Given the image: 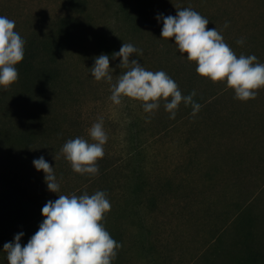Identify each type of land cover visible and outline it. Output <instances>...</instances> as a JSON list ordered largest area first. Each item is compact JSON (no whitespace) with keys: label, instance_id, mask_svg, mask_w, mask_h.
<instances>
[{"label":"rangeland","instance_id":"1","mask_svg":"<svg viewBox=\"0 0 264 264\" xmlns=\"http://www.w3.org/2000/svg\"><path fill=\"white\" fill-rule=\"evenodd\" d=\"M142 1L148 16L137 23L118 14L124 5L134 9ZM184 8L205 17L207 27H215L237 56L255 55L264 63V0H0V16L15 21L14 31L25 45L44 39L61 18L78 16L91 24L84 37L89 42L81 39L80 49L66 44L58 59L66 84L50 110L60 128L27 150L12 148L13 164L1 159L0 145V162L6 166L0 171L14 170L17 190L39 211L58 195L104 191L111 209L102 223L121 245L112 264H234L231 255L203 252L219 235L224 247L230 246L235 230L229 223L244 205L257 219L254 229L264 231V88L255 99L240 101L226 81L199 76L196 63L179 52L174 39L160 35L163 20L157 17L175 16ZM102 36L106 47L100 44ZM123 43L142 51L130 61L164 71L183 96L195 92L199 111L193 115L192 105L182 101L173 119L163 100L151 113L127 97L114 104L111 86L126 69L112 54ZM101 54L109 56L111 82L91 75ZM14 88L15 83L0 86L4 104H12ZM255 104L260 109H253ZM101 119L108 140L97 161L98 174L76 173L61 148L77 137L92 142L88 130ZM41 156L53 167L58 193L48 190L45 173L34 167ZM0 264H5L2 253Z\"/></svg>","mask_w":264,"mask_h":264},{"label":"clouds","instance_id":"2","mask_svg":"<svg viewBox=\"0 0 264 264\" xmlns=\"http://www.w3.org/2000/svg\"><path fill=\"white\" fill-rule=\"evenodd\" d=\"M157 19L163 20L161 38L174 39L179 52L196 63L199 76L214 83L226 81L240 101L255 99L256 91L264 88V63L256 62L255 55L237 56L215 27H207L209 21L198 12L190 8L176 9L175 16ZM14 28L15 21L0 16V86L5 88L17 81L19 73L15 65L23 61L25 54V41ZM134 53L142 55L131 43H123L120 50L112 54L113 59L121 58L118 67L126 69L111 86L110 100L114 104L119 105L121 98L127 97L140 101L143 110L151 113L163 100L165 110L173 119L182 101L192 105L193 115L199 111L200 105L193 101L195 92L183 96L178 84L164 71H149L137 60L130 61ZM110 69L109 56L101 54L95 58L91 75L96 81L111 82ZM88 135L92 142L80 137L69 139L61 153L74 172L95 175L99 171L97 161L104 157L108 140L102 119L91 126ZM33 164L45 173L48 190L58 193L60 185L53 167L43 156ZM110 209L104 191L92 195H58V199L49 200L43 206L44 219L26 245L20 243L23 232L17 234L13 242L4 244L8 264H112L121 245L102 223Z\"/></svg>","mask_w":264,"mask_h":264},{"label":"trees","instance_id":"3","mask_svg":"<svg viewBox=\"0 0 264 264\" xmlns=\"http://www.w3.org/2000/svg\"><path fill=\"white\" fill-rule=\"evenodd\" d=\"M118 14L131 17L136 23L138 18L148 16L143 1L134 9L124 5ZM90 25L78 16L61 18L54 22L48 36L32 39L25 45L24 59L15 65L19 77L10 94L12 104H4L5 98L0 96V145L4 147L1 159L7 164L16 160V152L12 148L18 146L27 150L40 137H49L51 129L60 128L55 118L57 115L50 110L66 84L58 59L64 53L66 44L80 49L81 39L89 42L84 37ZM99 39L100 44L106 47V39ZM3 161L0 167H6ZM12 164L8 166L11 169ZM12 171H0V255L3 254L5 264L8 261L3 251L4 244L13 242L15 236L23 232L20 243L26 245L44 219L35 201L17 190L20 182ZM249 209V205H244L230 221L229 226L235 230L230 246L225 248L219 235L203 256L211 254L220 257L226 254L231 255L234 264H264V231L260 234L254 229L257 219L251 216Z\"/></svg>","mask_w":264,"mask_h":264},{"label":"crops","instance_id":"4","mask_svg":"<svg viewBox=\"0 0 264 264\" xmlns=\"http://www.w3.org/2000/svg\"><path fill=\"white\" fill-rule=\"evenodd\" d=\"M253 109L257 110V109H260V108L257 106V104H255V106L253 107ZM261 109H263V110H264V105L262 106V108H261Z\"/></svg>","mask_w":264,"mask_h":264}]
</instances>
